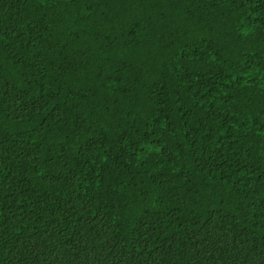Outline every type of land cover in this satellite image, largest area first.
Segmentation results:
<instances>
[{
    "label": "trees",
    "instance_id": "1",
    "mask_svg": "<svg viewBox=\"0 0 264 264\" xmlns=\"http://www.w3.org/2000/svg\"><path fill=\"white\" fill-rule=\"evenodd\" d=\"M0 264H264V0H0Z\"/></svg>",
    "mask_w": 264,
    "mask_h": 264
}]
</instances>
